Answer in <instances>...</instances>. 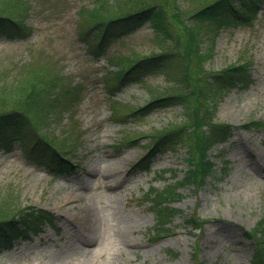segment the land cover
<instances>
[{"label":"rangeland","instance_id":"rangeland-1","mask_svg":"<svg viewBox=\"0 0 264 264\" xmlns=\"http://www.w3.org/2000/svg\"><path fill=\"white\" fill-rule=\"evenodd\" d=\"M124 1L19 0L32 33L21 39L0 35V110L19 106L18 86L37 72L47 102L45 112L31 106V115L42 121L30 129L52 138L56 149L78 165L56 175L31 163L23 146L31 137H17L7 150L0 147V210L19 207L14 214L20 229L25 228L21 213L34 208L50 210L56 223L26 227L28 237L0 250V264H251L253 242L244 230L264 215V126L241 124L264 122V4L253 23L224 27L203 63L211 71L247 62L251 85L216 96V120L235 127L226 141L208 150L213 173L200 187L183 188L185 195L173 203L182 211L171 233L155 240L156 214L146 200L148 191L162 188L174 174L184 176L186 149L179 144L154 151L150 169L137 162L156 134L181 122L183 110L178 105L145 117L127 114L155 93L177 87L181 78L163 66L143 82L116 88L120 66L112 62L125 59L126 64L127 57L170 49L179 56L172 63L198 66L194 57L186 61L180 55L186 37L181 29L163 44L149 22L114 40L106 55L94 56L88 45L93 38L82 37L83 31L96 17L133 9ZM178 1L189 14L211 0ZM190 25L198 29L196 22ZM200 26L202 46L208 49L213 45L209 24ZM168 169L173 173H165ZM190 213L205 221L199 230L186 223Z\"/></svg>","mask_w":264,"mask_h":264},{"label":"trees","instance_id":"trees-1","mask_svg":"<svg viewBox=\"0 0 264 264\" xmlns=\"http://www.w3.org/2000/svg\"><path fill=\"white\" fill-rule=\"evenodd\" d=\"M19 4V0H0V35L5 38H27L32 33V28L25 22V10ZM123 4L124 6L131 4L129 7L133 9L108 17H94L96 20L90 22L88 29L83 31L82 37L89 35L86 39L93 38L94 44L89 40L88 45L94 55H106L114 40L136 32L149 22L159 36L160 43L163 44L175 38L176 31L179 35L182 30L183 36L186 37L180 51L183 53L180 55H183L186 61L194 57L198 66L191 69L187 63L183 65L181 62L179 65L177 62L172 63L174 59L178 60L179 56L170 49L160 53L127 57L126 64L123 63L125 59H118V63L112 62L120 66L117 85H115L117 88L142 82L149 72L159 70L163 66L167 67V74H174L177 79L181 78L177 87L155 93L145 105L133 108L127 114V116L144 117L158 109L178 105L183 110L181 122L176 121L180 123L156 134L151 148L154 152L180 144L186 149L184 158L188 165L182 179L168 182L162 189L152 187L148 193L147 199L157 217L156 225L152 228V238L156 240L169 235L172 231L173 219L180 209L172 206L171 203L184 196L181 189L191 186L200 187L206 177L213 173L215 164L207 153L208 149L215 143L223 141L233 129V125L229 123L216 121L218 98L216 96L235 87L247 88L251 83L247 62L234 61L211 71L205 69L203 63L212 55L215 39L220 31L227 26L253 23L264 0H211L189 14H185L178 0H125ZM191 22H196L197 30L190 25ZM202 23L209 24L208 36L211 35L213 45L208 49L202 46L203 41L199 31ZM176 41L179 43L178 39ZM42 81L41 75L32 72L25 85L18 86L21 91L19 106L0 110V147L7 150L12 147L17 137H31V141L30 139L28 142L23 141L25 155L30 162L57 175L65 174L72 171L77 164L56 149L52 138L41 133H32L30 129L31 126L37 128L36 121H42L31 115V106L35 107L37 113L45 112L46 109L47 100L45 94L42 95L40 86ZM241 125L247 128L262 127L264 122L252 119ZM153 152L145 156L140 162L141 166L147 168L151 157L155 154ZM14 209L21 211L19 207ZM9 210L12 208L0 210V250L10 248L15 238L33 223L47 221L56 226L50 211L33 209L29 213H21V220L26 227L20 229L16 224L15 211L6 213ZM186 222L192 229H199L205 221L193 214L186 218ZM244 235L254 244L251 264H264V215L252 228L244 230Z\"/></svg>","mask_w":264,"mask_h":264}]
</instances>
